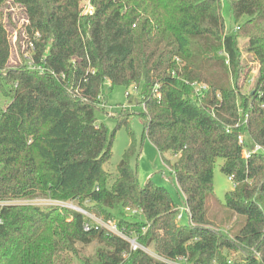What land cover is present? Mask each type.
<instances>
[{"label":"trees","instance_id":"1","mask_svg":"<svg viewBox=\"0 0 264 264\" xmlns=\"http://www.w3.org/2000/svg\"><path fill=\"white\" fill-rule=\"evenodd\" d=\"M228 2L234 32L220 0H90L88 13L81 0H0V93L10 99L0 107V264H264V153L245 160L238 142L248 133L264 148V0ZM12 7L33 46L16 69ZM256 63L254 91L244 94ZM108 85L141 90L143 139L177 158L164 159L188 225L166 188L139 184L132 113L113 131L98 123ZM123 127L131 143L110 182L105 165ZM218 159L235 188L210 218ZM66 203L114 222L160 259ZM233 218L238 231L224 234ZM91 246L94 255L81 257Z\"/></svg>","mask_w":264,"mask_h":264},{"label":"rangeland","instance_id":"2","mask_svg":"<svg viewBox=\"0 0 264 264\" xmlns=\"http://www.w3.org/2000/svg\"><path fill=\"white\" fill-rule=\"evenodd\" d=\"M222 3V15L226 24L227 32H234L236 30V25L234 17L231 11L230 4L228 0H220ZM81 7L84 9L85 13L92 12V6L90 0H81ZM12 12V23L9 24L8 32L9 39L11 41V68H21L25 65V60L31 57L33 46L30 45L28 35L26 34V25H28L27 20L23 11L17 7H12L9 9ZM240 45H243L246 40L240 39ZM252 70L250 73L249 81L245 87L244 94H250L254 91V81L258 74V64H251ZM129 93V95H127ZM105 96L102 98V103L100 104V110L97 111L96 115L99 124H104L107 128L113 131L118 123V118L125 117L126 110L132 113L130 119L131 130L134 133L135 138L138 143V151L132 160V166L138 173V182L144 187L149 180H152L154 184L160 187L166 188L171 194L173 200L180 205L181 212V224H189V216L186 209L183 207V194L178 190L175 175L171 169L165 163V159L170 160L174 163L177 158L169 154H165L164 157L158 152L156 147L146 138L143 139L144 133V119L139 116V113L143 110L140 107L141 100V90H137L136 87L127 88L124 86H115L113 89L108 85L104 92ZM10 102L9 98L4 97L0 93V107L3 108ZM129 117V116H128ZM131 143V137L127 128L123 127L117 131L115 142L112 150V158L105 165L106 171L110 174V182L113 181L114 176L117 173V167L121 162V159L125 151L129 148ZM165 158V159H164ZM223 160L218 159L214 166V197L209 199V212L208 217L211 218L214 212V207L216 203H225V196L228 192L235 188L233 181L229 179L222 171L221 167L223 165ZM19 204H56V202H51L47 200H34V201H19ZM69 207L72 210H80L90 217L96 219V216L78 206L76 203H66L62 204ZM86 207H90L86 203ZM129 215L130 212H127ZM141 213L135 214V216H140ZM98 218V217H97ZM101 219V218H100ZM237 218L231 220L230 226L222 227L224 234H227L235 224ZM216 229V228H215ZM219 230V228L217 229ZM238 231L231 230L230 232L235 234ZM139 247H142L139 245ZM139 249V248H138ZM94 246L86 249H82L81 257H91L94 255ZM147 252L149 255L159 258V255L154 251L153 246L147 247ZM74 264H79L77 261H73ZM172 264V263H171ZM173 264H186L185 262L173 263Z\"/></svg>","mask_w":264,"mask_h":264},{"label":"built area","instance_id":"3","mask_svg":"<svg viewBox=\"0 0 264 264\" xmlns=\"http://www.w3.org/2000/svg\"><path fill=\"white\" fill-rule=\"evenodd\" d=\"M30 69L38 70V71H40V73L44 72V69H42V68L37 69L36 67H33V66H31ZM205 90H206L205 86H198V87H196V94L200 95ZM127 95H129V93H127ZM248 119H249V115L246 114L245 116L242 117V119H240V121H238V123L236 124L235 128H238L242 124H247ZM227 132L230 133L231 132V128H228ZM238 142H239V145L241 146L242 156H243V158L245 160H249L255 155L264 153V148L262 146H260V145L255 144L251 140V138L249 137L248 133L240 134L238 136ZM77 211H79L82 214L86 215L91 221H93L99 227L104 228L107 231L111 232L112 234H115V235H117V236L129 241L133 250H137L139 248V249L143 250L144 252H146L148 254L147 248L139 247V244L137 243L136 239H133V238L129 237L128 235H126L125 233H123L114 222L105 221V220L97 218V217H96V219H94V218L90 217L89 215L85 214L84 212H82L80 210H77ZM186 211L188 213V209H186ZM127 212H130V214H132V215L139 214L138 211H133V210H130V209H127ZM180 219H181V217H180ZM89 226H90V224H86L85 225V230L86 231L90 229ZM157 259H159V258H157Z\"/></svg>","mask_w":264,"mask_h":264}]
</instances>
